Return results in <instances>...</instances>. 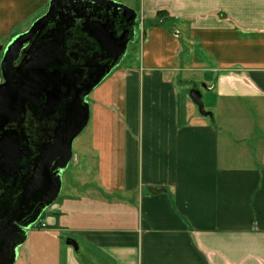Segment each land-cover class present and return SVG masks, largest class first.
Wrapping results in <instances>:
<instances>
[{
	"label": "crops",
	"instance_id": "obj_1",
	"mask_svg": "<svg viewBox=\"0 0 264 264\" xmlns=\"http://www.w3.org/2000/svg\"><path fill=\"white\" fill-rule=\"evenodd\" d=\"M49 1L0 0V45ZM111 1L136 14L140 60L93 91L99 171L71 198L110 214L72 233L115 264H264V0Z\"/></svg>",
	"mask_w": 264,
	"mask_h": 264
},
{
	"label": "water",
	"instance_id": "obj_2",
	"mask_svg": "<svg viewBox=\"0 0 264 264\" xmlns=\"http://www.w3.org/2000/svg\"><path fill=\"white\" fill-rule=\"evenodd\" d=\"M106 4L109 9H119L124 16L136 17L134 11L127 6L111 0H97ZM85 0H50L47 12L35 20L27 31L11 39L3 49L0 46L2 58L0 61V174L9 173V176L17 178L19 171L18 162L26 155V150L18 146V132L16 124L21 122L26 111L31 108L40 107L39 95L49 92L46 104L43 107H53L60 103L62 89L69 90L70 81L57 69L49 70L54 63L60 60V43L62 41L61 23L56 22L46 39L38 37L32 40L37 31H41L48 24L49 18L56 8L62 5L77 4ZM63 8V7H62ZM73 18H71V21ZM104 33L108 38V47L102 45L101 37L92 34L101 45L102 49H109L114 55L116 62L124 55L127 43L125 37L118 40L112 38L108 32ZM30 47L22 52L25 42ZM23 55L16 64V60ZM100 82L97 79L90 88ZM89 89L86 91L88 92ZM191 101L196 105L199 114L205 116L201 95L198 90L189 92ZM64 128L56 132L53 143L44 144L36 149V155L32 161L29 176L26 179L23 191L24 197L41 196L38 206L32 204V216L26 221L11 219L8 223L0 222V264H15L18 256V248L24 244L27 231L37 222L42 212L57 199L61 190V175L72 159V144L75 138L86 127L89 120V105L83 102L79 95H75L67 106H65ZM55 163L56 170L50 172ZM24 179V178H23ZM149 192H155L152 188ZM18 215V214H17ZM66 244L72 246L78 252L77 244L67 239Z\"/></svg>",
	"mask_w": 264,
	"mask_h": 264
},
{
	"label": "flooded vegetation",
	"instance_id": "obj_3",
	"mask_svg": "<svg viewBox=\"0 0 264 264\" xmlns=\"http://www.w3.org/2000/svg\"><path fill=\"white\" fill-rule=\"evenodd\" d=\"M71 18H73L72 21ZM56 22L62 24L60 30L63 32L59 47L60 60L54 63L49 70L57 69L61 74H65L70 81L69 90L66 92L62 89L60 103L53 107H43L50 94L49 92L41 93L39 95L40 107L26 111L22 121L16 124L18 146L25 149L27 153L18 162L17 178L9 176V173L0 174V222L4 224L14 218L21 222L26 221L32 216L33 210H30L32 204L35 207L40 205L41 196L24 197L23 188L27 183L26 179L29 176L36 149L44 144L53 143L56 132L64 128L65 106L75 95H79L80 99L88 104L87 97L116 69L123 57L122 55L115 62L111 51L108 48L102 49L92 34L99 35L102 45L108 47V38L104 31L110 27L108 32L112 34V38L118 40L125 37L129 40L128 47L129 44H135L136 36L140 32L137 17L124 16L121 10L109 9L106 4L97 0H85L82 3L62 5L56 8L48 24L40 32L37 31L32 40L37 35L46 39ZM29 47L30 43L26 41L22 52ZM22 57L23 55L16 60V64ZM99 78L100 82L90 88ZM87 89H89L88 92ZM56 166L53 163L50 172H54Z\"/></svg>",
	"mask_w": 264,
	"mask_h": 264
},
{
	"label": "rangeland",
	"instance_id": "obj_4",
	"mask_svg": "<svg viewBox=\"0 0 264 264\" xmlns=\"http://www.w3.org/2000/svg\"><path fill=\"white\" fill-rule=\"evenodd\" d=\"M137 39L138 35L136 36V41ZM7 41H1L0 46L5 48ZM2 53L3 51L0 52V61ZM139 60V45L136 42L135 44H129L119 65L114 70L120 71L135 68ZM190 79L186 77L178 84L179 87H182L184 95H187L191 90H198L199 93H202L203 88L200 87V84H195ZM93 94L94 92L87 97L89 107L94 104ZM92 123V119H90L86 127L73 141L72 159L61 176L60 193L55 202L43 211L37 222L27 231L26 241L17 250L18 256L15 264H115L106 255L95 252L88 243H85L81 237L72 233L71 230V228L87 224L89 219L93 220L89 215L91 210L96 213L94 206L99 208L100 215L109 217L110 214V212L103 211L97 203L75 205L71 198L72 194L78 191L75 188V184L91 181L99 171V163L93 161L95 157L89 152L91 149L90 128ZM80 189L83 190V186ZM73 210L74 214L71 217L70 213ZM65 218L68 219L64 224L63 220ZM112 222L115 223V221ZM67 239H71L77 244L78 252H75L72 246L66 245Z\"/></svg>",
	"mask_w": 264,
	"mask_h": 264
},
{
	"label": "trees",
	"instance_id": "obj_5",
	"mask_svg": "<svg viewBox=\"0 0 264 264\" xmlns=\"http://www.w3.org/2000/svg\"><path fill=\"white\" fill-rule=\"evenodd\" d=\"M163 13H161V12H158L157 14H156V20H155V22H154V25H158L159 23H158V21L157 20H161V21H163V19H161V18H163ZM157 21V22H156ZM40 226V225H39Z\"/></svg>",
	"mask_w": 264,
	"mask_h": 264
}]
</instances>
